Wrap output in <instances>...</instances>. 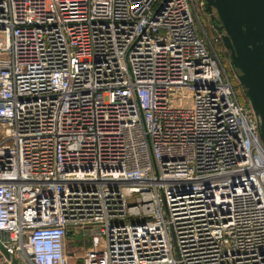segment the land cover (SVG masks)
<instances>
[{"label":"built area","instance_id":"obj_1","mask_svg":"<svg viewBox=\"0 0 264 264\" xmlns=\"http://www.w3.org/2000/svg\"><path fill=\"white\" fill-rule=\"evenodd\" d=\"M206 3L0 0V239L20 264H79L71 235L82 264H264L261 120Z\"/></svg>","mask_w":264,"mask_h":264},{"label":"water","instance_id":"obj_2","mask_svg":"<svg viewBox=\"0 0 264 264\" xmlns=\"http://www.w3.org/2000/svg\"><path fill=\"white\" fill-rule=\"evenodd\" d=\"M216 9L225 46L231 62L240 72L251 107L260 117L264 143V0H206ZM0 251L12 264H20L0 239Z\"/></svg>","mask_w":264,"mask_h":264},{"label":"rangeland","instance_id":"obj_3","mask_svg":"<svg viewBox=\"0 0 264 264\" xmlns=\"http://www.w3.org/2000/svg\"><path fill=\"white\" fill-rule=\"evenodd\" d=\"M199 12L201 14V19L203 20L204 25L207 27V30H208L211 38L213 39L214 46H215L216 50L219 52V55L221 56L228 73L231 75V80H232L233 84L235 85V88L237 90V93H238L240 99L246 104V106H249L250 105L249 99H248L247 95L245 94L243 85L240 83V81L237 77V74L239 71L235 72L234 67L232 65L230 50L225 46L223 40H222V42L221 41L220 42L215 41V37L218 35L217 30H219L217 28V24H219V19H218L216 9L212 8V10H211L206 3V6L204 5V8L202 10L200 9ZM213 26H215V27H213ZM215 28H217V29H215ZM191 103H192L191 99H185L184 100V105H191ZM74 239L76 241H74ZM85 240L86 239H84L83 236H81V235H78L76 237L71 235L68 238V254L69 255L74 254V257L71 258V260H73V261L75 260V258L77 260V258L79 257L80 258V259H78L80 261L79 264H82L81 255L83 254V252H85L86 247H87ZM75 243H77V246ZM88 244H90L89 238H88ZM83 245H84V247L81 248L80 246H83ZM76 247L78 249H76Z\"/></svg>","mask_w":264,"mask_h":264},{"label":"crops","instance_id":"obj_4","mask_svg":"<svg viewBox=\"0 0 264 264\" xmlns=\"http://www.w3.org/2000/svg\"><path fill=\"white\" fill-rule=\"evenodd\" d=\"M1 238L5 239L6 237L4 235H1ZM74 241H76V240L74 239ZM75 244H77V243H75Z\"/></svg>","mask_w":264,"mask_h":264},{"label":"flooded vegetation","instance_id":"obj_5","mask_svg":"<svg viewBox=\"0 0 264 264\" xmlns=\"http://www.w3.org/2000/svg\"><path fill=\"white\" fill-rule=\"evenodd\" d=\"M219 23H220V22H219ZM219 31H220V30H219ZM220 32H221V31H220ZM221 33H222V32H221ZM234 70H235V72H238V71H239V70H238V69H236V68H234ZM239 72H240V71H239ZM239 72H238V73H239Z\"/></svg>","mask_w":264,"mask_h":264}]
</instances>
